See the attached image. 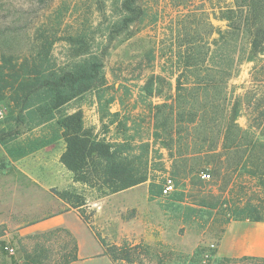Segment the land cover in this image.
I'll use <instances>...</instances> for the list:
<instances>
[{
    "label": "rangeland",
    "instance_id": "rangeland-1",
    "mask_svg": "<svg viewBox=\"0 0 264 264\" xmlns=\"http://www.w3.org/2000/svg\"><path fill=\"white\" fill-rule=\"evenodd\" d=\"M1 3L6 27L14 32H7L6 45L0 42V53L5 50L15 65L39 49L40 29L58 39L49 55L56 69L87 60L102 63L104 85L67 103L61 112L81 111L87 128L102 139L124 143L130 159L148 174L140 185L103 195L75 183L70 172L65 202L80 211L102 246L82 247L83 264H264L250 257L217 255L229 225L232 195L236 200L252 197L257 204L264 200L257 184L236 170L241 154L235 156L222 146V132L235 105L242 130L250 123H264V54L251 52L247 33L229 40L228 22L216 19L230 7H246L244 0H137L133 14L123 8V0ZM261 6L264 10V3ZM127 17L137 20L124 27ZM4 71L11 74L12 68ZM179 81L184 88L178 92ZM16 98L12 90L0 86V102L7 112L0 133L15 131L19 141L38 135L46 125H40L39 105L21 113ZM201 104H216V114L199 110ZM18 118L25 122L19 124ZM0 165L6 166L2 158ZM205 171L211 173L210 179H203ZM166 179L173 180V194L150 200L151 185L159 191ZM36 196L32 200L39 205L47 201L41 190ZM44 241L60 254L68 239L57 234L26 241L35 247H17L10 236L5 243L15 253H8L11 259L3 264H12V257L17 264H32L34 249Z\"/></svg>",
    "mask_w": 264,
    "mask_h": 264
},
{
    "label": "trees",
    "instance_id": "trees-1",
    "mask_svg": "<svg viewBox=\"0 0 264 264\" xmlns=\"http://www.w3.org/2000/svg\"><path fill=\"white\" fill-rule=\"evenodd\" d=\"M136 1L123 0V8L128 14L134 13L132 6ZM1 2L2 0H0V42H4L6 45L9 42L8 39L5 40L7 32L12 29L6 27L8 18L1 14L4 5ZM244 2L247 3L246 7L240 9L230 7L222 12V15L216 16V19L228 22L226 34L229 40L236 41L242 34L247 33L250 38L251 52L257 55L264 54V27L262 26L264 10L261 6L264 0H244ZM136 20V17H127L124 20V27ZM12 32L14 31L12 30ZM36 34V40L41 42V45L39 49L33 50L30 55L23 59L20 58L21 64L15 65L14 59L5 55V50L0 53L3 62V66L0 67V86L2 89L12 90L17 95L16 102L21 113L23 109L39 105L37 112L43 116L40 125H46L45 129L41 130L38 135L19 141L16 140L17 136L15 135L17 133L15 131L0 133V145L4 147L8 157L17 161L63 140L65 151L60 161L73 174L75 183L96 189L103 195H109L147 181V171L141 170L130 159L127 154L129 149L124 143L102 139L93 128H87L81 111L72 114L61 112L67 103L94 88L104 85L102 63L98 60H87L85 63L56 69L49 60L51 47L58 40L56 35L42 33L41 29ZM28 38L30 37L27 36L26 39ZM227 43L229 42L227 41ZM216 44L219 45L217 42ZM233 54L236 58L237 51ZM247 60L251 62L253 57H249ZM5 67L12 68L11 74L5 73ZM177 88L178 92L184 88L181 81L178 82ZM217 107L216 104H201L199 110L208 111L215 115ZM181 108L186 110L185 105H182ZM51 111L59 112V116L52 114ZM196 117L195 114L189 122L193 123ZM238 117L239 111L235 105L222 132V146L225 151H234L235 156L237 153L241 154L242 157H239L235 162L236 170L244 172L250 178V182L254 181L257 184V190L263 191L264 196V141L261 139L264 138V123H250L248 129L242 130L236 123ZM182 120L183 117L180 122H184ZM17 122L21 124L25 121L18 118ZM3 168L5 166L0 165V171ZM203 174H209L211 178L209 171H205ZM166 181L167 179L163 186L159 187V191L156 189L158 186L151 185L150 200L163 195ZM231 192L233 193V191ZM243 192V197H247L248 191L243 190ZM56 194H59L58 197L62 200H67L66 192H57ZM232 198L226 224L236 221L264 222V200L259 199L262 204H257L254 203L252 197L236 200L232 195ZM62 233L68 241L60 248V254L55 253L54 247H36L34 249L35 256L31 263L72 264L77 262L79 260L78 243L68 231L57 229L42 235V238H52ZM5 245V242H0V251L3 255H8ZM12 259V264H17L15 257ZM247 259L264 262V258L250 257Z\"/></svg>",
    "mask_w": 264,
    "mask_h": 264
},
{
    "label": "crops",
    "instance_id": "crops-1",
    "mask_svg": "<svg viewBox=\"0 0 264 264\" xmlns=\"http://www.w3.org/2000/svg\"><path fill=\"white\" fill-rule=\"evenodd\" d=\"M64 151L65 143L61 144L60 140L25 158L13 161L0 145V158L6 161L5 168L0 171V242L8 241L12 236L19 244L17 247H35L26 241L64 229L77 240L79 247L80 261L72 264H83L85 258L81 254L82 247L88 244L102 246L81 217L80 211L71 209L69 202L62 200L54 192L56 190L63 193L71 187V173L60 161ZM40 190L47 198L41 205L37 200H32ZM90 205L94 206L96 203ZM40 211L43 213L41 217L37 216ZM241 224L248 225L237 229L236 226ZM231 231H234L233 236L230 235ZM61 236L63 240L65 235L62 233ZM44 243L42 247H48L45 241ZM217 255L222 258L263 259L264 223H230L217 247ZM4 259L11 257L0 251V264L4 263Z\"/></svg>",
    "mask_w": 264,
    "mask_h": 264
},
{
    "label": "built area",
    "instance_id": "built-area-1",
    "mask_svg": "<svg viewBox=\"0 0 264 264\" xmlns=\"http://www.w3.org/2000/svg\"><path fill=\"white\" fill-rule=\"evenodd\" d=\"M7 112L5 107L2 105V103L0 102V122L4 121V119L6 118ZM203 179H209L210 175L209 174H203L202 175ZM174 183L172 179H167L166 184L164 185L163 188V195L164 196H170L173 194L174 192ZM5 250L10 254V255H14L15 251L14 248L10 247L8 244L5 245Z\"/></svg>",
    "mask_w": 264,
    "mask_h": 264
}]
</instances>
